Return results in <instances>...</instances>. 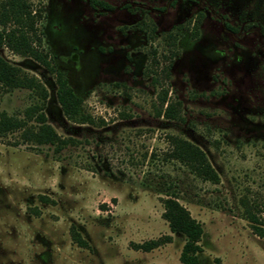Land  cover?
<instances>
[{
    "label": "rangeland",
    "instance_id": "1",
    "mask_svg": "<svg viewBox=\"0 0 264 264\" xmlns=\"http://www.w3.org/2000/svg\"><path fill=\"white\" fill-rule=\"evenodd\" d=\"M27 1L50 65L0 55L45 87L65 143L0 134V264H182L166 197L201 224L198 264H264V0ZM57 72L93 123L63 114ZM34 101L0 82V114ZM173 138L218 180L172 158Z\"/></svg>",
    "mask_w": 264,
    "mask_h": 264
},
{
    "label": "trees",
    "instance_id": "2",
    "mask_svg": "<svg viewBox=\"0 0 264 264\" xmlns=\"http://www.w3.org/2000/svg\"><path fill=\"white\" fill-rule=\"evenodd\" d=\"M89 3L102 8L108 7L101 0H89ZM42 13V7L32 8L27 0H0V48L6 47L14 53L31 57L49 66L50 60L42 46V31L38 26L43 17ZM55 77L56 97L66 118L78 123H93L92 117L82 106L81 97L69 86L63 74L57 72ZM0 82L8 88L28 89L35 96V101L24 111L25 120L0 114V134L22 130L21 135L26 141L56 144L58 147L65 143L46 121L43 110L47 91L38 79L26 75L0 55ZM163 115L167 118L174 117L171 105L166 104ZM29 121L34 124L27 125ZM172 145V158L185 164L190 171L203 179L212 182L218 180L214 169L198 146L179 138H173ZM162 206V217L167 221L169 229L184 237L179 260L182 264H198L197 254L201 251L200 240L203 232L201 224L176 198H163Z\"/></svg>",
    "mask_w": 264,
    "mask_h": 264
}]
</instances>
